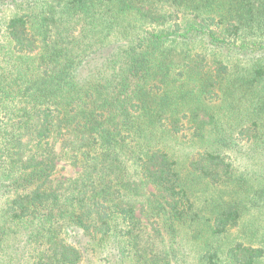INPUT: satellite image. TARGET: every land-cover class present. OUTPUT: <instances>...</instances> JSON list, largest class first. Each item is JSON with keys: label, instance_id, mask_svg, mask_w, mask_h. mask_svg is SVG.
Listing matches in <instances>:
<instances>
[{"label": "trees", "instance_id": "16d2710c", "mask_svg": "<svg viewBox=\"0 0 264 264\" xmlns=\"http://www.w3.org/2000/svg\"><path fill=\"white\" fill-rule=\"evenodd\" d=\"M262 207L264 0H0V257L264 264Z\"/></svg>", "mask_w": 264, "mask_h": 264}, {"label": "rangeland", "instance_id": "374dc122", "mask_svg": "<svg viewBox=\"0 0 264 264\" xmlns=\"http://www.w3.org/2000/svg\"><path fill=\"white\" fill-rule=\"evenodd\" d=\"M57 146L60 148V144L57 143ZM58 148V149H59ZM60 165L64 166V171L63 175L59 176L58 178H64L66 179L67 177L75 176L78 173V168L74 167L72 164L69 162L62 161L60 162ZM254 213L256 216L258 215L259 219V228H241L242 234L239 237H243L248 240V242H252L255 245H262L264 246V207L262 208H257L254 210ZM251 215H248L247 218H250ZM232 237L236 238L237 237V231L233 230L232 231ZM18 248V260L16 264H29L30 262V252L27 250H23L22 245L20 242L17 244ZM4 250V249H3ZM3 250L0 252V254L3 252ZM10 250V248H9ZM6 256V255H5ZM10 256L7 255V257H0L2 258L3 261L1 264H11L10 263ZM192 259V257H190ZM111 264V263H107Z\"/></svg>", "mask_w": 264, "mask_h": 264}]
</instances>
